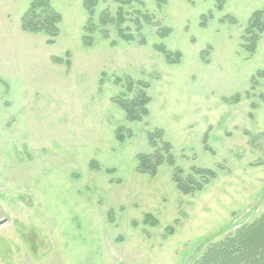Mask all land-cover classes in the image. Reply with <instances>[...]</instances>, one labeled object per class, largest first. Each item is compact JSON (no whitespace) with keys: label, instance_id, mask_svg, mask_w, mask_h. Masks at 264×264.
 I'll return each instance as SVG.
<instances>
[{"label":"rangeland","instance_id":"1","mask_svg":"<svg viewBox=\"0 0 264 264\" xmlns=\"http://www.w3.org/2000/svg\"><path fill=\"white\" fill-rule=\"evenodd\" d=\"M33 1L0 0V264H193L264 213V33L254 53L243 41L264 0H98L92 46L84 0H50L51 45L21 29ZM105 10L135 41L100 25ZM139 82L149 115L130 122L115 100ZM156 130L183 179L215 178L189 195L169 163L137 171L165 155Z\"/></svg>","mask_w":264,"mask_h":264},{"label":"trees","instance_id":"2","mask_svg":"<svg viewBox=\"0 0 264 264\" xmlns=\"http://www.w3.org/2000/svg\"><path fill=\"white\" fill-rule=\"evenodd\" d=\"M159 3H165V0H156ZM98 0H84V8L89 14L88 23L90 27L85 28V35L83 41L87 46L93 45V34L95 32V25L93 18L95 16V7ZM221 8V6H220ZM264 11L255 12L251 19L248 28L245 30L243 41L248 52L254 53L260 40L261 34L264 33ZM147 18V17H146ZM62 16L52 6L50 0H34L28 10L21 18V29L30 34H44L49 37L48 44H54V39L59 34V24ZM147 21L151 23L150 19ZM111 22L115 23L118 36L128 42L135 41V38L129 34L128 28H124L126 19L122 11H119L115 19L111 18L109 13L105 10L99 15V23L105 27ZM170 31L168 29L161 33V36H166ZM102 34L105 39H109L107 30H103ZM115 42H112L114 44ZM144 40L140 41V45H145ZM159 52L166 56L169 63L174 64L179 61L180 55L167 51L163 46L155 47ZM177 59H174V58ZM53 62L57 64L63 63L59 57H53ZM70 64L69 61L66 62ZM134 82L129 79L128 94L133 91ZM141 85L138 92L132 98L125 94L115 101L120 105L126 114V119L130 122H142L149 115L148 106L151 99L146 93L149 88L145 83L139 82ZM129 97V98H128ZM163 131L156 130L150 133V142L154 148H158L157 140H160L161 150L165 152L160 155H139L137 171L141 174L155 176L157 169L165 162L175 167L174 157L172 155V147L170 143L163 140ZM118 139L123 140V135L118 133ZM94 166H96L94 164ZM201 180L198 181L196 177L191 176L183 179L182 171L174 168V182L177 188L184 194H194L196 191L202 190L205 184H208L215 178L216 174L212 170L194 168ZM148 222H151V216H148ZM193 264H264V213L246 222L232 232L225 235L221 240L209 243L199 253V257Z\"/></svg>","mask_w":264,"mask_h":264}]
</instances>
